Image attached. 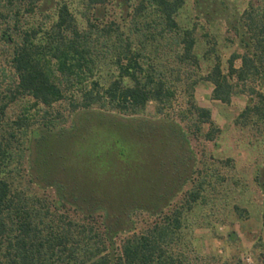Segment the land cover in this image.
Wrapping results in <instances>:
<instances>
[{"label": "trees", "instance_id": "trees-1", "mask_svg": "<svg viewBox=\"0 0 264 264\" xmlns=\"http://www.w3.org/2000/svg\"><path fill=\"white\" fill-rule=\"evenodd\" d=\"M188 1L80 0L82 27L69 0H0L1 40L13 49L17 76L11 102L28 97L35 107L69 102L71 113L99 108L135 116L151 103L165 105L175 98L168 75L157 64V57L171 49L180 70L201 72L203 62L209 63L206 75L189 87L191 100L201 82L213 85L212 98L222 104L247 95L236 124L264 130V0L251 2L238 15L228 14L223 0H194L195 18L185 26L181 18ZM37 17L42 21L30 23ZM221 23L233 33L229 44L238 43L243 50L231 55L227 72L214 48L202 57L197 53L209 36L205 28ZM239 60L241 67L236 68ZM192 108L209 127L204 138L215 140L220 129L211 112L195 104ZM45 120L38 129L27 117L0 124V264H200L174 248L183 217L200 202L204 188L203 183L195 185L192 165L187 168L193 177L175 171L168 193L155 186L147 191L129 187L124 196L117 187L101 192L100 174L92 176L91 188H76L61 168L59 175L37 170L35 153L57 137L52 135L54 120ZM111 149L105 166L97 160L102 165L97 173L102 170L103 181L117 186L123 179L119 167H131V160L120 149ZM125 178L133 182L131 176ZM256 180L264 194V165ZM176 182H191L194 189L172 204L182 193ZM143 212L147 218L139 229L133 218Z\"/></svg>", "mask_w": 264, "mask_h": 264}, {"label": "rangeland", "instance_id": "rangeland-1", "mask_svg": "<svg viewBox=\"0 0 264 264\" xmlns=\"http://www.w3.org/2000/svg\"><path fill=\"white\" fill-rule=\"evenodd\" d=\"M69 1L83 27L80 0ZM223 1L230 7L228 14L238 15L251 2L258 0ZM115 13L111 10L112 16L115 17ZM47 15L52 16L53 10ZM182 15L181 23L185 26L191 18H195L194 0L188 1ZM41 21L42 18L37 17L30 23ZM207 32L209 36L202 39L197 53L202 57L206 51L214 48L221 57L224 72H227L231 55L243 53V50L238 43L229 44L227 39L232 38L233 33L228 32L224 23L206 27ZM203 34L200 33V36ZM1 36L0 29V124H12L27 117L38 129L47 121L46 117L54 120L52 135L57 137H50L44 149L34 155L38 171L59 175L62 174L61 168L67 173L66 176L72 178L73 185L80 188H91L94 184L92 176L100 174L101 192L117 187L116 190H121L120 194L124 196L129 187L136 190L141 188V191H147V186H155L161 192L169 190L173 186L176 170L183 173L182 176L186 174L183 178L193 177L187 168V165H192L195 185L203 183L204 188L197 206L185 213L180 237L174 248L177 252L189 253L200 264H264V194L256 180L259 168L264 165V130L245 129L236 124L248 104L247 95H235L231 103L222 104L212 98L213 85L201 82L191 100L189 87L206 75L209 63L203 62L201 72L190 68L180 70L173 60L171 49H165L158 56L159 60L157 57V64L168 75L176 96L165 105L151 103L138 115L124 116L99 108L71 113L69 102L47 109L35 107L34 101L28 97H20L13 103L11 100L17 86V76L11 64L13 49L1 40ZM240 67L239 60L236 68ZM193 104L211 112L214 123L220 129L215 140L207 141L204 138L209 127L193 115ZM5 106L7 108L1 115V109ZM111 148L120 149L126 153L128 162L131 160V167L125 164L119 167L123 179L117 186L103 181L105 174L101 173L102 170L97 173L102 167L101 163L106 165V153L109 155ZM50 153L54 156H50ZM178 155L179 158H176ZM189 156L194 161H189ZM97 160H103L98 164L101 167L96 165ZM63 163L64 170L61 166ZM163 169L165 172H162ZM160 175L166 177L163 183L158 181ZM126 176H131L133 182L127 183L124 180ZM138 183L141 185L138 186ZM176 183L182 193L172 204L185 200L187 193L194 189L191 182L185 186ZM143 213L133 218L139 229L147 218Z\"/></svg>", "mask_w": 264, "mask_h": 264}]
</instances>
